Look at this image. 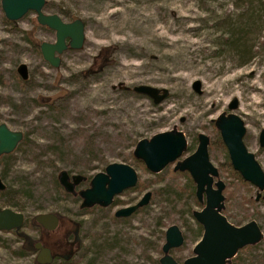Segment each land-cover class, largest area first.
<instances>
[{"label": "rangeland", "instance_id": "374dc122", "mask_svg": "<svg viewBox=\"0 0 264 264\" xmlns=\"http://www.w3.org/2000/svg\"><path fill=\"white\" fill-rule=\"evenodd\" d=\"M42 10L63 21L80 18L84 40L79 49L62 51L58 66L52 67L41 58L38 45L53 42L54 32L38 25L33 12L8 21L0 9V123L23 134L0 159L6 188L0 207L24 215L21 231L50 248L56 255L51 264H156L163 232L171 224L184 235L181 248L171 253L180 262L198 236L191 211L203 202L195 199L193 182L191 193L183 172L172 171L174 163L151 173L129 154L137 140L177 129L187 142L180 160L203 133L209 139V161L224 184L220 212L236 226L254 220L262 232L229 264H264V190L255 200L252 185L229 175L224 146L211 122L228 112L227 104L235 98L232 112L244 122L243 143L264 173V147L257 142L264 131V50L238 64L217 44V23L232 13L231 1L45 0ZM19 63L26 66L24 80L15 72ZM194 80L200 82V93L191 89ZM140 84L164 88L167 96L153 104L132 91ZM111 162L130 165L137 182L108 206L79 209L77 195L55 186L53 176L65 170L85 177L75 186L83 189ZM146 191L151 195L145 206L127 218L113 216ZM43 212L59 216L54 231L31 221ZM73 223L80 247L73 245L64 260ZM21 243L12 230H0V264H34L33 251L15 253Z\"/></svg>", "mask_w": 264, "mask_h": 264}, {"label": "water", "instance_id": "95a60500", "mask_svg": "<svg viewBox=\"0 0 264 264\" xmlns=\"http://www.w3.org/2000/svg\"><path fill=\"white\" fill-rule=\"evenodd\" d=\"M45 0H0V9L5 19L15 21L27 12L34 13L35 22L54 32V41H42L38 45L41 58L50 66L57 67L59 54L66 49H79L84 40V25L80 18L63 21L55 13H45L42 8ZM16 72L20 79H26V66L19 63ZM132 91L142 94L157 104L167 96V90L149 85H135ZM191 89L200 93V82L194 80ZM237 100L232 98L228 104V112H221L212 123L218 132L220 141L225 148L229 165L239 177L256 189V197L264 190V173L253 153L248 151L243 143L245 125L240 116L232 112L236 109ZM182 121V118L180 119ZM23 134L18 130L9 129L0 123V156L11 153L21 141ZM197 144L188 155L178 158L186 152L187 142L184 134L177 129L157 132L149 138L136 141L132 156L139 160L144 168L151 173H158L166 165L174 163L172 171L186 172L194 184V196L198 202H203L199 210L192 211V217L202 227V235L193 248L194 255L184 260V264H224L232 258L238 249L258 242L262 232L254 220L241 225L229 223L220 213L223 207V182L218 179L217 168L209 161L207 146L208 137L203 133L196 135ZM258 145L264 147V131L258 133ZM215 178V180H214ZM57 182L64 192L77 195L80 199L78 208H89L97 205L108 206L113 197L123 190L132 188L137 182L135 170L128 164L107 163L102 171L94 173L88 180V186L74 190V187L85 179L80 174H68L60 170L56 175ZM4 184L0 179V190ZM150 192H144L133 204L120 207L114 211L116 217H126L138 208L146 205ZM24 215L8 207H0V230H12L24 242H31V250L35 253L34 264H51L54 254L39 240L32 239L21 231ZM31 221L40 229L54 231L59 222V216L53 212L37 213ZM74 240L78 241L75 230ZM182 242L178 227L169 225L164 231V242L159 258L160 264H177L167 254L171 247H177ZM80 246V241L77 248ZM64 260L68 256H62Z\"/></svg>", "mask_w": 264, "mask_h": 264}, {"label": "trees", "instance_id": "16d2710c", "mask_svg": "<svg viewBox=\"0 0 264 264\" xmlns=\"http://www.w3.org/2000/svg\"><path fill=\"white\" fill-rule=\"evenodd\" d=\"M230 1L233 6L232 13L228 15L225 14L222 17V20L217 23V29L219 31L218 39L220 41L217 44L219 46L225 47L227 49V53H229L238 64H244L250 61V59H252L257 53H260V51L264 50V41L262 39V32L264 30V0ZM7 156L8 154L1 155L0 159ZM129 157L132 160H135L131 153L129 154ZM226 162L227 172L229 175L237 178L242 184H245L239 175L231 169L227 155ZM183 174L187 177L191 184L190 191L192 193L193 184L191 179L186 172H183ZM3 177L4 172H1L0 179ZM53 180L55 186L61 190L56 176H53ZM5 189L6 188L4 186V189L0 190V194L4 193ZM225 191L227 194L229 193L228 190ZM164 192L168 195L171 194L167 188L164 190ZM21 240L22 243L15 252L18 256H23L26 252L32 251L31 249L27 248L28 246H31V243H25L22 238Z\"/></svg>", "mask_w": 264, "mask_h": 264}, {"label": "flooded vegetation", "instance_id": "af4514ba", "mask_svg": "<svg viewBox=\"0 0 264 264\" xmlns=\"http://www.w3.org/2000/svg\"><path fill=\"white\" fill-rule=\"evenodd\" d=\"M8 21H10V20H8ZM18 66V65H17ZM17 66H16V68H17ZM16 68H15V72H16ZM16 74H17V72H16ZM18 75V74H17ZM20 78V77H19ZM212 122V121H211ZM257 142H258V136H257ZM225 149V148H224ZM226 152V151H225ZM227 155V154H226ZM217 173H218V170H217ZM74 190H75V187H74ZM75 191H77V190H75ZM259 198V196L258 197H256V194H255V200H257ZM145 206V205H144ZM124 207V206H123ZM143 207V206H142ZM141 208V207H140ZM118 209V208H117ZM139 209V208H138ZM137 209V210H138ZM135 212V211H134ZM133 212V213H134ZM133 213H131L130 215H132ZM191 213H192V211H191ZM221 213V212H220ZM222 214V213H221ZM129 215V216H130ZM113 216H114V212H113ZM129 216H126V217H116V216H114V217H116V218H127V217H129ZM191 216H192V214H191ZM193 218V217H192ZM194 219V218H193ZM59 223V222H58ZM193 224L195 225V229H196V234H198V236L196 237V239H195V241L193 242V244H192V246H191V249H190V253L189 254H187V255H185L183 258H181V260H180V262H178V260H179V258H174L172 255H171V253L172 252H175L177 249H179V248H181V246H182V244H183V241H184V235H183V232L180 230V228L178 227V229H179V231H180V234H181V236H182V242H181V244L179 245V246H177V247H171V248H169L168 249V251H167V254H169L174 260H175V262L177 263V264H184V260L185 259H187V258H190V257H192L193 255H194V253H193V248H194V245L196 244V242L200 239V237H201V235H202V227H201V225L198 223V222H196L195 220L193 221ZM73 225H75L74 226V229H73V231H72V240L70 241V242H68V241H66V243H68V246H69V249H68V252L66 253V254H64V255H62V256H69L71 253H72V246L73 245H75V249L77 250L78 248H77V244L79 243V240L78 241H75L74 240V233H75V230H76V233H77V227H76V224H74L73 223ZM172 225V224H171ZM175 225V224H174ZM258 225V224H257ZM58 227V226H57ZM39 228V227H38ZM167 228V227H166ZM165 228V229H166ZM260 228V227H259ZM40 229V228H39ZM42 230V229H41ZM45 231V230H44ZM165 231V230H164ZM47 232V231H46ZM77 236H78V233H77ZM163 236H164V232H163ZM262 238V237H261ZM79 239V238H78ZM37 240V239H36ZM164 242V241H163ZM26 243V242H25ZM29 243H31V242H29ZM257 243V242H256ZM163 244V243H162ZM162 244H161V246H160V251H161V255L156 259V261H155V263L156 264H160L159 263V258L163 255V253H162V250H161V247H162ZM255 244V243H254ZM246 247V246H245ZM27 248H29V249H31V247L30 246H28ZM243 248V247H242ZM50 249V248H49ZM241 249V248H240ZM239 250V249H238ZM237 250V251H238ZM51 251V250H50ZM51 253L52 254H54L52 251H51ZM55 255V254H54ZM61 256V257H62ZM235 256V255H234ZM56 258V255L54 256V259ZM231 259V258H230ZM230 259H229V261H230ZM229 261L228 262H226V263H224V264H229Z\"/></svg>", "mask_w": 264, "mask_h": 264}]
</instances>
